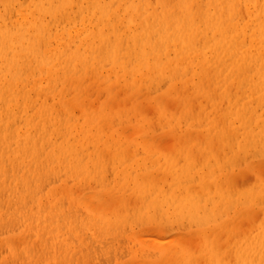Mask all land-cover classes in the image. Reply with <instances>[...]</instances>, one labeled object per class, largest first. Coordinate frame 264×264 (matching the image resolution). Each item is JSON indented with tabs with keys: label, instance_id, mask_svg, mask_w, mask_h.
I'll list each match as a JSON object with an SVG mask.
<instances>
[{
	"label": "bare ground",
	"instance_id": "obj_1",
	"mask_svg": "<svg viewBox=\"0 0 264 264\" xmlns=\"http://www.w3.org/2000/svg\"><path fill=\"white\" fill-rule=\"evenodd\" d=\"M0 264H264V0H0Z\"/></svg>",
	"mask_w": 264,
	"mask_h": 264
},
{
	"label": "rangeland",
	"instance_id": "obj_2",
	"mask_svg": "<svg viewBox=\"0 0 264 264\" xmlns=\"http://www.w3.org/2000/svg\"><path fill=\"white\" fill-rule=\"evenodd\" d=\"M150 109L149 107L147 108V110ZM178 157L180 158L181 157V153H179ZM110 209H112V207H110ZM171 231L170 229H167L166 231L164 230L163 232L165 233L163 236L167 235V233L169 234Z\"/></svg>",
	"mask_w": 264,
	"mask_h": 264
}]
</instances>
